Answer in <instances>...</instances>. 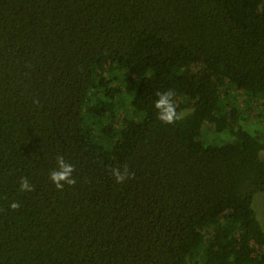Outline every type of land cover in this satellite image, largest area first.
<instances>
[{
	"label": "trees",
	"instance_id": "16d2710c",
	"mask_svg": "<svg viewBox=\"0 0 264 264\" xmlns=\"http://www.w3.org/2000/svg\"><path fill=\"white\" fill-rule=\"evenodd\" d=\"M262 153L264 0H0V264H264Z\"/></svg>",
	"mask_w": 264,
	"mask_h": 264
},
{
	"label": "clouds",
	"instance_id": "9594fccd",
	"mask_svg": "<svg viewBox=\"0 0 264 264\" xmlns=\"http://www.w3.org/2000/svg\"><path fill=\"white\" fill-rule=\"evenodd\" d=\"M157 99L154 103V107L157 110V118L164 124H174L175 122L183 118V114L178 113L176 104L174 102V92L169 89L156 93ZM38 103V101H34ZM57 167L50 171L49 180L55 186L57 190L63 191L65 185L74 186L77 181L73 176L76 171L75 166L67 162L62 155L55 157ZM116 183H124L126 180L134 177V173L130 172L128 166L125 165L122 169L119 167H113L110 169ZM34 186L29 183L28 177H21L19 181L20 192H33ZM20 207L18 202H12L9 205L11 210H16Z\"/></svg>",
	"mask_w": 264,
	"mask_h": 264
},
{
	"label": "rangeland",
	"instance_id": "374dc122",
	"mask_svg": "<svg viewBox=\"0 0 264 264\" xmlns=\"http://www.w3.org/2000/svg\"><path fill=\"white\" fill-rule=\"evenodd\" d=\"M264 159V153L261 154ZM252 206L256 211L257 218L264 229V193H256L253 196Z\"/></svg>",
	"mask_w": 264,
	"mask_h": 264
}]
</instances>
